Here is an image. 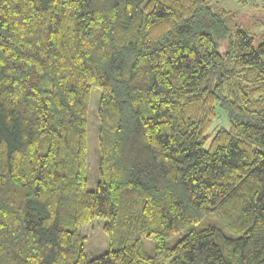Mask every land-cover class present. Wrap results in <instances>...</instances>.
<instances>
[{
  "label": "trees",
  "instance_id": "1",
  "mask_svg": "<svg viewBox=\"0 0 264 264\" xmlns=\"http://www.w3.org/2000/svg\"><path fill=\"white\" fill-rule=\"evenodd\" d=\"M0 264H264V35L212 0H0Z\"/></svg>",
  "mask_w": 264,
  "mask_h": 264
},
{
  "label": "rangeland",
  "instance_id": "2",
  "mask_svg": "<svg viewBox=\"0 0 264 264\" xmlns=\"http://www.w3.org/2000/svg\"><path fill=\"white\" fill-rule=\"evenodd\" d=\"M214 4L229 10L234 16L235 23L248 30L250 34L259 38L264 35V0H212ZM99 91L92 89L90 101L89 130H88V187L93 186L92 180L97 176V130L94 127V116ZM228 126L224 112L220 110L219 117L213 122L210 128V135H213L217 128ZM104 218H95L91 223L86 224L81 232L86 236V250L91 256H96L108 248L107 237L102 226ZM151 246V245H150Z\"/></svg>",
  "mask_w": 264,
  "mask_h": 264
}]
</instances>
